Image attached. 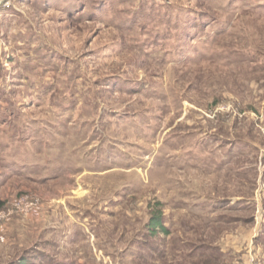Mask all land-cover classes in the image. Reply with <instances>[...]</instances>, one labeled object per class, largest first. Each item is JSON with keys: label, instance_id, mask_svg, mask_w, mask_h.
Returning <instances> with one entry per match:
<instances>
[{"label": "rangeland", "instance_id": "rangeland-1", "mask_svg": "<svg viewBox=\"0 0 264 264\" xmlns=\"http://www.w3.org/2000/svg\"><path fill=\"white\" fill-rule=\"evenodd\" d=\"M0 264H264V0H0Z\"/></svg>", "mask_w": 264, "mask_h": 264}, {"label": "trees", "instance_id": "trees-1", "mask_svg": "<svg viewBox=\"0 0 264 264\" xmlns=\"http://www.w3.org/2000/svg\"><path fill=\"white\" fill-rule=\"evenodd\" d=\"M150 229L166 232V229L164 225L160 221V215L159 216H153L151 222H150Z\"/></svg>", "mask_w": 264, "mask_h": 264}]
</instances>
